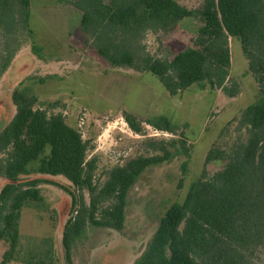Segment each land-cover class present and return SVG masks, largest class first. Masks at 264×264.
<instances>
[{"label": "trees", "instance_id": "1", "mask_svg": "<svg viewBox=\"0 0 264 264\" xmlns=\"http://www.w3.org/2000/svg\"><path fill=\"white\" fill-rule=\"evenodd\" d=\"M63 1L81 12L80 31L101 58L112 67L152 74L171 96L193 85L237 96L239 84L229 77V37L239 40L258 88L257 100L236 119L245 136L228 149L214 146L207 152L204 166L220 161L222 169L213 174L202 170L183 202L172 204L160 219L134 264H253L251 255L264 249V0H203L187 12L173 0ZM182 17L202 23L196 48L166 57L149 54L143 44L146 34L170 31ZM29 18L30 0H0V75L20 47L18 32L31 33ZM12 102L15 114L0 131V179L7 180L0 190V242L8 244L0 264L13 261L18 252L22 208L42 199L43 180L23 182L21 176H63L75 188L62 233L64 262L74 264V246L88 227L123 230L129 190L146 169L179 155L189 157L183 141L152 139L146 143L151 153L113 166L100 184L87 143L61 113L39 107L29 88L15 91ZM151 124L174 134L175 127L163 116ZM181 169L185 174L187 161ZM46 254H52L51 246Z\"/></svg>", "mask_w": 264, "mask_h": 264}, {"label": "rangeland", "instance_id": "2", "mask_svg": "<svg viewBox=\"0 0 264 264\" xmlns=\"http://www.w3.org/2000/svg\"><path fill=\"white\" fill-rule=\"evenodd\" d=\"M173 1L185 12L203 4V0ZM80 20L81 12L63 0H30L31 33L18 32L20 47L0 75V131L15 114L12 94L31 89L39 107L61 113L81 134L100 184L113 166L151 153L146 147L149 140L185 142L189 157L179 155L151 166L135 181L127 196L123 230L88 227L73 249L74 264H134L160 219L172 204L183 202L202 170L213 174L222 169L220 161L204 166L207 152L214 146L228 149L238 136H245L236 119L257 100L258 88L235 37H229V77L239 84L237 96L230 98L208 85H193L171 96L152 74L112 67L101 58L86 43ZM201 25L197 18L182 17L170 31L148 32L143 44L154 57L175 55L187 47L196 48ZM3 48L0 33V56ZM159 116L170 121L174 134L154 128L151 123ZM34 178L43 180L42 199L22 208L18 252L8 264H65L62 233L72 214L70 193L77 195L76 190L63 176L30 172L20 180ZM6 183L0 179V190ZM84 197L88 203L86 192ZM49 246L51 255L46 254ZM7 249L8 244L1 241L0 263ZM251 262L264 264L263 248L251 255Z\"/></svg>", "mask_w": 264, "mask_h": 264}]
</instances>
